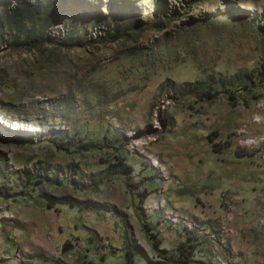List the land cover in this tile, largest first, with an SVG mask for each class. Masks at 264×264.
Masks as SVG:
<instances>
[{
  "label": "rangeland",
  "instance_id": "1",
  "mask_svg": "<svg viewBox=\"0 0 264 264\" xmlns=\"http://www.w3.org/2000/svg\"><path fill=\"white\" fill-rule=\"evenodd\" d=\"M179 252L264 264V0H0V264Z\"/></svg>",
  "mask_w": 264,
  "mask_h": 264
},
{
  "label": "trees",
  "instance_id": "2",
  "mask_svg": "<svg viewBox=\"0 0 264 264\" xmlns=\"http://www.w3.org/2000/svg\"><path fill=\"white\" fill-rule=\"evenodd\" d=\"M37 38L39 39L40 38V35L39 36H35L34 35V37L32 39L35 40V41H38ZM176 257H177V260L176 261L180 262L179 264H186V262L188 261L187 260V257L186 258H183L182 252H179Z\"/></svg>",
  "mask_w": 264,
  "mask_h": 264
},
{
  "label": "water",
  "instance_id": "3",
  "mask_svg": "<svg viewBox=\"0 0 264 264\" xmlns=\"http://www.w3.org/2000/svg\"><path fill=\"white\" fill-rule=\"evenodd\" d=\"M72 250V246L67 244L62 247L61 254L63 257H66V254Z\"/></svg>",
  "mask_w": 264,
  "mask_h": 264
}]
</instances>
